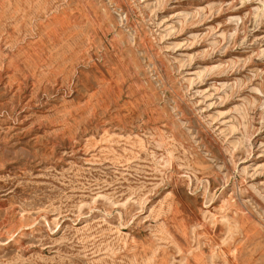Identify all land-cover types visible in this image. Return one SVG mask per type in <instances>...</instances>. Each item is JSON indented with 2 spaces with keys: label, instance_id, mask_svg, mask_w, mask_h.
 Masks as SVG:
<instances>
[{
  "label": "rangeland",
  "instance_id": "rangeland-1",
  "mask_svg": "<svg viewBox=\"0 0 264 264\" xmlns=\"http://www.w3.org/2000/svg\"><path fill=\"white\" fill-rule=\"evenodd\" d=\"M0 264H264V0H0Z\"/></svg>",
  "mask_w": 264,
  "mask_h": 264
},
{
  "label": "bare ground",
  "instance_id": "bare-ground-1",
  "mask_svg": "<svg viewBox=\"0 0 264 264\" xmlns=\"http://www.w3.org/2000/svg\"><path fill=\"white\" fill-rule=\"evenodd\" d=\"M115 60V59H114Z\"/></svg>",
  "mask_w": 264,
  "mask_h": 264
}]
</instances>
